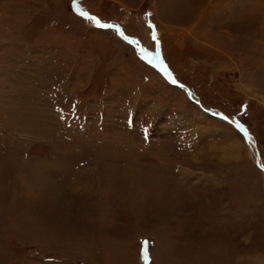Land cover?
I'll return each instance as SVG.
<instances>
[{"label": "rangeland", "instance_id": "obj_1", "mask_svg": "<svg viewBox=\"0 0 264 264\" xmlns=\"http://www.w3.org/2000/svg\"><path fill=\"white\" fill-rule=\"evenodd\" d=\"M77 1L0 0V264H264V0Z\"/></svg>", "mask_w": 264, "mask_h": 264}, {"label": "water", "instance_id": "obj_2", "mask_svg": "<svg viewBox=\"0 0 264 264\" xmlns=\"http://www.w3.org/2000/svg\"><path fill=\"white\" fill-rule=\"evenodd\" d=\"M105 25H108V24H105ZM132 43H134L133 41H132ZM138 47V50L140 51V53H141V57L143 58V59H145L146 61H148L149 63L150 62H152V60L154 59V55H153V53L152 52H150V51H148L145 47H143V46H137ZM153 63V62H152ZM154 64V63H153ZM257 154H258V152L256 151V160H257Z\"/></svg>", "mask_w": 264, "mask_h": 264}, {"label": "bare ground", "instance_id": "obj_3", "mask_svg": "<svg viewBox=\"0 0 264 264\" xmlns=\"http://www.w3.org/2000/svg\"><path fill=\"white\" fill-rule=\"evenodd\" d=\"M98 31H99V32H102L101 30H98ZM103 32H105V31H103ZM130 42H131V41H130ZM134 45L139 46L138 44H135V43H134ZM149 68H150V67H149ZM150 69H151V68H150ZM151 71H152V70H151ZM158 75H159V74H158ZM251 155H252V153H251ZM252 157H253V155H252ZM257 157H258V155H257ZM257 164H258V166H260V168L264 169V168H263L264 166H263V167L261 166L262 164H261L260 161H259V162L257 161Z\"/></svg>", "mask_w": 264, "mask_h": 264}, {"label": "snow or ice", "instance_id": "obj_4", "mask_svg": "<svg viewBox=\"0 0 264 264\" xmlns=\"http://www.w3.org/2000/svg\"><path fill=\"white\" fill-rule=\"evenodd\" d=\"M82 14L87 15V13H82ZM89 19L95 20L96 18L89 16ZM101 26H103V27H114L112 25H101Z\"/></svg>", "mask_w": 264, "mask_h": 264}]
</instances>
